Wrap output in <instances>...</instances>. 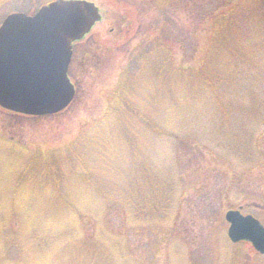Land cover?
I'll list each match as a JSON object with an SVG mask.
<instances>
[{"label":"rangeland","instance_id":"374dc122","mask_svg":"<svg viewBox=\"0 0 264 264\" xmlns=\"http://www.w3.org/2000/svg\"><path fill=\"white\" fill-rule=\"evenodd\" d=\"M50 1L0 0V23ZM89 1L101 17L74 43L70 104L43 116L0 107V264H264L249 243L229 240L224 220L227 209L242 206L264 225V120L256 148L244 145L251 124L264 119V106L251 97L256 86L244 87L239 77L242 90L233 83L235 101L222 110L213 93L190 99L181 77L170 80L167 65L159 70L143 60L155 40H163L170 65L197 68L218 35L206 14L228 0ZM257 24L259 45L243 51L253 58H244L238 70L225 63L231 82L238 72L264 82V64L256 58L264 54V30ZM125 82L128 106L117 100L112 118L111 96ZM176 87L180 92L171 94ZM258 90L264 100V85ZM226 98L222 94L221 102ZM68 148L79 149L69 158ZM83 162L95 177L83 171ZM52 174L60 175V192L51 190ZM129 181L138 186L131 205L116 195L130 193ZM109 185L113 196L100 201L96 188Z\"/></svg>","mask_w":264,"mask_h":264},{"label":"water","instance_id":"95a60500","mask_svg":"<svg viewBox=\"0 0 264 264\" xmlns=\"http://www.w3.org/2000/svg\"><path fill=\"white\" fill-rule=\"evenodd\" d=\"M100 19L87 0H54L34 14H8L0 24V106L27 115L63 110L75 89L67 76L72 43ZM227 235L264 253V226L251 214L229 209Z\"/></svg>","mask_w":264,"mask_h":264},{"label":"trees","instance_id":"16d2710c","mask_svg":"<svg viewBox=\"0 0 264 264\" xmlns=\"http://www.w3.org/2000/svg\"><path fill=\"white\" fill-rule=\"evenodd\" d=\"M191 1L194 0H188L187 4ZM205 1L210 2L211 0H205ZM206 17L208 18L207 22L209 23L208 25L209 28L212 31H217V34L220 35V40H218L219 37L217 35L216 41L211 43V47L208 51V54L206 53L207 55L200 61V64L197 68L188 67V66L173 67V65H170L168 63L167 56L163 53L168 51V44L163 40H155V43H153L150 46L151 48L146 53L147 58L143 59L144 63L147 62L146 64L147 66L150 63V60H153L152 61L153 68H158L159 70L162 69L165 65H167V71H168V75H170V80L173 81L174 78L181 77L180 81H183L185 83V88L183 89L186 90V93L190 97V99L201 96L204 93L207 97L208 96L211 97L210 95L211 93H213L214 97L216 98V101L220 105L222 104V110H226L227 108L232 107L231 103L235 101V97L233 96L234 94V89L232 87L233 83H236L238 86H240L242 90V86L239 82V77H241L245 79L244 87L252 88L256 86L254 88V90H256L255 94L251 95V97L257 95L259 100V105H261V107L262 105L264 106V100H262L260 96L261 91L258 90V88L261 85H264V82H261L262 77H258L254 75L252 72L251 73L242 72V75H240V72H238L234 81L231 82V77L229 74L230 71L228 70L226 72V64H225L227 62H230L232 64V68L238 70L240 68H243L242 60L244 58H253L250 55L246 57L243 51L247 50L248 48H252L256 45L257 46L259 45L258 43L260 39H259V35L257 34L258 33L257 29L259 28V25L257 23L258 21L261 22L263 25L262 29L264 30V0H228L223 4L222 1H220L215 7L210 8L208 10ZM239 20H241L244 23L248 22V24L250 22L249 27L238 24ZM246 27H247V31L246 30L243 31L244 28ZM217 29H221V30L218 31ZM244 32L247 33L245 34ZM248 38L250 39V42L247 44L246 40ZM159 49H162L161 54L158 53ZM148 55H150L149 58ZM153 55L155 56L152 57ZM256 58L260 59V61L264 64V54L258 55ZM146 66H143V70L145 69ZM124 74H126V72ZM246 83H250V84H246ZM128 84L130 83H126V82L122 83L121 87H118V89H116L113 95L111 96L112 105L108 106L107 115L112 116V118L116 117L114 114L116 113L115 109H117V104H118L117 102L120 101L122 95L125 94L124 89L125 87H127ZM170 91L171 94H178L180 92V88L178 87L171 88ZM221 93L227 96V98L223 102H221L222 100ZM251 97L249 96V98ZM122 99H124V97ZM125 100L127 99L125 98L122 102L123 104L128 106V101ZM229 100H230L229 104L225 105L224 103H226ZM250 102H251L250 99H248V102L245 104H249ZM240 104L241 103H238L237 106H239ZM177 105H173L170 108L173 111L177 112L178 111ZM190 107H191L190 104H186V110H188ZM262 111L264 112V110ZM171 120H178V119L174 117ZM263 120H264L263 118H260V120L256 121L254 124L252 123L253 125L251 124L252 133L250 131L247 141L244 144L245 148H256L257 145L255 146L253 144V141L256 134H259L261 136L260 133H256V132L258 130L257 125ZM155 122L157 121L155 120ZM114 123L117 124L119 128L126 129L128 132L131 133V131H129L127 127L123 126L122 124L123 120L117 122L114 121ZM262 124H264V122H262ZM147 127L152 129L153 125L149 126L147 124ZM225 146H227V148L233 147V145L230 144ZM77 149L79 148H68L65 152L69 157L72 154L71 151L73 152ZM54 155L59 157L58 153H53L51 156L53 159H54L53 157ZM98 157L100 158V155ZM82 165L85 166L83 167L84 168L83 171L88 176H90V178L95 177L94 173H92L91 175V168L87 167L89 171L87 170L86 163L83 162ZM37 166L38 169L35 171L39 175L41 174L40 172L42 170V167H40L41 163L40 165ZM32 176L34 177L35 174L32 175L30 173L28 176H26L28 177V182L30 183H32L33 181V179H31ZM80 176L77 177L84 179L83 177H85L86 175L84 173L82 174L81 171ZM53 179H54L55 187L52 186L51 190H53L54 192H60V189L56 187L57 182L60 179V175L56 174ZM129 182H130V186L128 187L129 188L128 192L130 193H126L122 195L117 193L116 195H118V198L126 197L127 202L131 205L132 204L130 201L131 197L137 196L138 186L132 181ZM49 186H51V184ZM146 186H147V182H146ZM96 189L98 193L97 196L98 198L101 199L100 201L102 200L109 201L108 198L112 197L113 196L112 193L115 191L114 185H109L108 187H106V190L101 189L100 187L99 188L97 187ZM154 195L155 197H158L160 194L159 192H155ZM114 202L115 201H113V203ZM160 202H163L162 197L155 198L153 202H149V204L153 203V205H157ZM105 205L106 203L103 205V208H105ZM135 207L137 209V206ZM102 234L105 235V233ZM260 256L264 257V255H260Z\"/></svg>","mask_w":264,"mask_h":264}]
</instances>
